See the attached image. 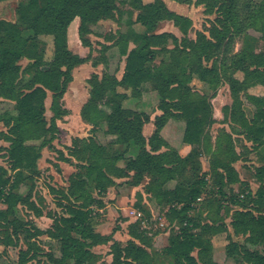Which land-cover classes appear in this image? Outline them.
<instances>
[{
	"label": "trees",
	"instance_id": "obj_1",
	"mask_svg": "<svg viewBox=\"0 0 264 264\" xmlns=\"http://www.w3.org/2000/svg\"><path fill=\"white\" fill-rule=\"evenodd\" d=\"M170 1L180 5L193 3V0ZM124 3L122 0H27L18 5L17 15L23 30L31 32L30 36L6 33L0 23V100L12 105L11 110L0 114V123L7 129L0 132V140L9 144L1 150L6 155L10 171L14 172L9 178L7 172L0 169V205L5 206L0 208V228L10 220L8 226L12 227L15 236H19V232L25 234L21 236L28 247L19 253L18 264L35 257L36 254H30L33 250L36 253L38 247L31 239L44 234L60 243L61 257H50L52 264H67L70 261L72 264H92L94 253L91 249L107 244L109 237L93 230L89 208L95 200L90 192L97 190L98 195H104L109 187L115 185V179L129 177L134 180L133 186L148 180L145 193L159 204L168 206L167 221L183 225L179 234L169 237L165 254L177 264H213L211 259H207L206 248L195 232L198 222L189 216L207 185L204 175L197 178L198 163L194 153L207 136L206 129L214 122L209 97L197 94L190 87L194 79L207 85L211 95L225 80L232 98L230 120L243 128L245 138L252 144L261 145L264 142V97L246 96L255 107L250 120L242 111L239 98L240 93L253 85L264 86V52L254 51L253 43L259 41L247 34V29L258 31L264 41V0H196L195 5H203L207 14L215 12L217 16L207 30L208 36L197 32L195 40L184 37L180 42L169 32L156 34L158 24L170 21L186 36L192 26L190 19L170 11L160 0L149 4H144L142 0H130L132 8L139 11L136 22L144 30L139 33L129 30L120 36V53L126 57L122 77L118 79L114 75L103 74L98 78L95 74L88 82L89 98L81 108L80 117L92 130L105 126L106 132L125 146L123 153L131 145L136 147L137 156L120 168L117 163L124 159L122 153L111 155L107 148L89 138L78 140L83 142V147L70 150V156L80 165L78 171L69 177L68 190L77 195L74 201L82 203L64 207L59 204L65 215L53 220L52 229L39 230L33 226L34 234H31L27 225L24 228L16 225L15 214L19 205L26 207L35 217L41 216L30 201L29 194L23 197L13 192L21 184L28 185L29 191L32 190L42 151L54 149L53 142L60 132L57 121L67 114L61 103L72 81L71 71L85 61V58L68 49V27L75 18L79 19V41L90 51L91 42L87 35L91 33V26L115 20L119 5ZM240 36H244V47L239 53L232 54L234 41ZM40 37H51L52 56L49 61L45 60V44L39 40ZM169 42L173 48H169ZM129 43L133 47L128 51ZM162 54L164 58L156 63L157 57ZM24 59L28 64L22 68L19 62ZM210 61V66L204 65ZM238 73L242 75L240 80L236 78ZM144 84L150 85L157 93L158 110L161 112L155 118V132L148 141L142 136V127L149 122V117L145 113L126 110L122 105L128 99L139 97ZM48 95L52 113L49 121L45 118ZM101 106L110 111L102 110ZM170 119L184 122L182 141L195 147L192 155L181 158L160 137V130ZM224 135L228 144L219 154L226 152L229 158L213 166V183L219 188L222 184L239 181L237 172L231 166L237 159L231 148L232 140ZM162 148L167 151L161 152ZM186 166L191 176L177 183L172 190H164L174 174L179 172L183 175ZM257 176L264 179V165L257 169ZM50 191L57 193L52 189ZM217 193L221 190L218 189ZM64 198L67 199L65 194ZM246 199L252 204L250 211L242 206V200H233V205L240 206L242 210L235 213L232 229L235 234L248 235L245 238L247 245L262 247L261 251L242 249V259L247 264H264V188L254 194L249 192ZM204 201L203 206L210 207L216 200ZM96 203L99 208L102 207L101 202ZM129 235L146 245L142 234L132 231ZM112 249L113 264H146L149 258L146 250L134 241L124 248L115 245ZM195 249L198 250L197 257L192 254ZM235 253L237 245L230 241L226 257L240 255Z\"/></svg>",
	"mask_w": 264,
	"mask_h": 264
},
{
	"label": "rangeland",
	"instance_id": "obj_2",
	"mask_svg": "<svg viewBox=\"0 0 264 264\" xmlns=\"http://www.w3.org/2000/svg\"><path fill=\"white\" fill-rule=\"evenodd\" d=\"M27 0H9L0 2V23L4 26V32L23 33L24 36H30L31 32L24 31L21 22L18 19V5ZM125 3L119 5V11L113 21H102L91 26V33L87 35L91 42L90 51L81 46L78 37L79 19L75 18L69 25L67 30V46L68 49L81 58H85L83 64L75 67L71 71L72 81L68 85L67 90L62 99V108L67 114L59 121L57 127L59 135L53 142L54 149H44L41 159L37 163L38 175L34 178L32 190L29 191L28 185L21 184L13 193L18 196H27L29 194L30 201L41 212L40 217H35L33 213L26 207L19 205L15 214L16 225L23 228L27 225V230L33 232V226L39 230H48L53 227V220L63 217L65 210L61 207L73 204L75 206L82 201H74L76 194H71L68 190L69 177L78 171L80 165L73 157L70 150L73 148L81 149L83 142H78L89 138L96 144L101 145L113 155L122 153L124 159L117 163V166L124 168L129 159H134L138 154V149L131 145L127 152L123 153L125 146L120 144L117 138L106 132V127L102 126L97 130L85 124L80 117L82 106L89 98V80L96 74L100 78L103 74L114 75L118 79L122 77L125 67V56L120 53L121 35L126 34L129 30L137 33L143 32L144 28L136 22L139 11L132 8L130 0H122ZM156 0H142L144 4L153 3ZM166 7L177 15L184 16L192 21V26L188 28L186 36L173 25L170 21H163L158 24L156 34L171 33L180 42L184 37L188 40H195L196 33L201 32L208 36V29L216 18V13L209 15L206 13L203 5H195V1L190 5H180L170 0H160ZM260 2L261 0H255ZM247 34L259 42L253 43L256 53L264 52V41L260 32L253 29H247ZM41 42L45 44V60L49 61L52 56V40L51 37H40ZM180 46V44H178ZM133 44L129 43L128 51L132 49ZM244 47V36L237 37L234 41L232 54L239 53ZM169 48L173 45L169 42ZM164 58V55L158 56L156 63ZM24 68L28 61L26 59L19 62ZM212 62H205L204 65L210 66ZM240 73L236 74L237 79H241ZM190 87L199 95H207L212 106L213 124L206 129V137L203 138L201 144L197 147L188 146L183 143L182 137L184 132V122L181 120H168L160 130V137L169 145L170 150L176 152L181 158H185L188 154L194 153L196 163H198V175L200 179L203 175L207 185L202 189L201 196L194 203L193 210L189 213L194 220L198 222V228L195 229L197 235L200 236V242L206 248L207 259H211L213 264H247L242 259L240 252L242 249L252 251L262 247L257 245L252 247L245 243L246 234H235L232 229L234 215L238 210H242L240 206H234L233 200L240 199L243 201L242 206L246 210L251 209L252 204L247 201L246 196L249 192L254 194L260 188H264V179L257 176V169L264 165V142L261 145L252 144L244 134L243 128L236 125L230 120L229 109L232 106V98L229 86L226 81H221L216 91L211 95V90L207 85L194 79L190 83ZM122 91V90H120ZM214 95V96H213ZM247 95L264 97V86L253 85L247 91L240 93L241 109L247 119H252L254 114V105L247 99ZM51 103L50 95H48L45 106V118L49 121L52 113L49 110ZM159 97L150 85L144 84L139 97L128 99L123 102V108L137 113H145L149 117V122L142 127V136L148 141L155 132V118L161 114L158 110ZM12 105L0 100V114L7 110H11ZM102 110L109 112L106 106H101ZM0 132H6L7 129L0 123ZM231 137V148L234 150L237 159L231 163V166L237 172L239 181L234 184H222L215 186L213 183V166H217L220 161L228 160L227 153L222 155L219 152L227 146L225 135ZM81 139V140H80ZM4 142L3 140H0ZM8 143L0 142V169L7 172L10 178L14 172L10 171L9 162L2 148L8 147ZM161 152L167 151L162 148ZM132 176V173L130 174ZM191 176L188 172V166L181 176L179 172L173 175L172 179L166 183L164 190H172L175 185L182 180ZM195 179V178H194ZM134 180L129 178L115 179V185L109 187L103 195H98L97 190L90 192L95 203L89 208L92 212L93 230L94 232L109 237L107 244L94 246L91 251L94 253L92 264H113V247L124 248L131 241L142 246L149 255L146 264H177L171 257L165 254L168 246L169 237L179 234L183 225L179 222H169L166 219L168 206L161 205L157 201L150 198L145 193V186L148 180L144 179L138 186L131 185ZM57 191L52 194L50 190ZM218 189L221 193H217ZM8 192V189H6ZM64 194L67 199L64 198ZM215 197V198H214ZM216 200L213 206H203L204 200ZM76 202V203H74ZM96 202H101L102 207H98ZM61 204V207H59ZM138 206V207H137ZM141 207V209L139 208ZM4 209V205H0ZM255 215H257L255 213ZM18 221V222H17ZM10 220L4 223L0 228V264H18L19 253L27 249L23 232H19V236L14 235V230L8 226ZM221 229L222 231H218ZM142 234L146 245H142L139 241L130 237V232ZM21 234H23L21 236ZM235 242L237 245V253L239 256L226 257V247L229 242ZM38 247L35 253L33 250L30 256L35 257L28 259L24 264H52L50 257L60 259L61 247L58 241H55L45 234L33 237ZM198 250L195 249L192 254L197 257ZM239 252V253H238ZM73 262H67L72 264ZM86 264V263H85ZM183 264V263H182Z\"/></svg>",
	"mask_w": 264,
	"mask_h": 264
},
{
	"label": "crops",
	"instance_id": "obj_3",
	"mask_svg": "<svg viewBox=\"0 0 264 264\" xmlns=\"http://www.w3.org/2000/svg\"><path fill=\"white\" fill-rule=\"evenodd\" d=\"M4 129H1L0 131H3ZM1 143H5V142H2V141H0Z\"/></svg>",
	"mask_w": 264,
	"mask_h": 264
}]
</instances>
